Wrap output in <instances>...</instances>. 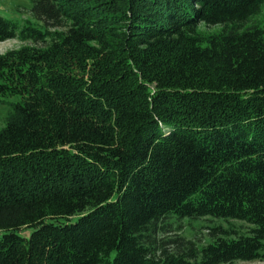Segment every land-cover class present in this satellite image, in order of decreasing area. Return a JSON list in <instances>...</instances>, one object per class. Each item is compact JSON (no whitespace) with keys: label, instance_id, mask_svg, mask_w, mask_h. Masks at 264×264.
Masks as SVG:
<instances>
[{"label":"trees","instance_id":"16d2710c","mask_svg":"<svg viewBox=\"0 0 264 264\" xmlns=\"http://www.w3.org/2000/svg\"><path fill=\"white\" fill-rule=\"evenodd\" d=\"M28 1L43 27L0 15L29 42L0 53V264L264 260V0Z\"/></svg>","mask_w":264,"mask_h":264},{"label":"rangeland","instance_id":"374dc122","mask_svg":"<svg viewBox=\"0 0 264 264\" xmlns=\"http://www.w3.org/2000/svg\"><path fill=\"white\" fill-rule=\"evenodd\" d=\"M30 4L28 0H0V15H3L7 18H12L17 20L20 24L25 21H30L38 27H43V22L35 19L29 10ZM253 21L258 23L262 28H264V7L261 12L253 17ZM219 25L206 26L202 23L199 24L201 31L206 33L216 32L219 29ZM29 44V42H21L18 39H9L6 41L0 42V53L5 52L8 49L17 48L21 45ZM15 97H1L0 96V128L4 125L6 116L11 110L10 102L15 101ZM236 224L242 225V229H247V224L242 221L233 220ZM213 221L207 219H200L193 223V225L203 224V226L193 229L190 227L188 221L184 220L182 224L184 225V233L187 237H193L192 233L195 232L194 237L202 238L207 232V228L204 225L211 224ZM214 222H219L214 221ZM222 224L226 225L224 221H220ZM174 226V225H173ZM25 235L28 234V231L23 232ZM171 234V233H170ZM228 264H264V260H254V261H236L234 263Z\"/></svg>","mask_w":264,"mask_h":264}]
</instances>
